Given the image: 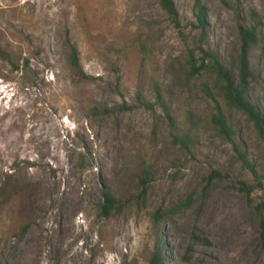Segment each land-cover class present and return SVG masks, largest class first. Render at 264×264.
<instances>
[{
  "label": "rangeland",
  "instance_id": "1",
  "mask_svg": "<svg viewBox=\"0 0 264 264\" xmlns=\"http://www.w3.org/2000/svg\"><path fill=\"white\" fill-rule=\"evenodd\" d=\"M172 1L175 19L160 0H0V264H151L158 249L166 264H264V180L237 151L261 174L264 140L195 72L201 48L236 66L257 26L264 115V0ZM213 172L226 178L205 197ZM106 192L122 205L109 218Z\"/></svg>",
  "mask_w": 264,
  "mask_h": 264
},
{
  "label": "trees",
  "instance_id": "2",
  "mask_svg": "<svg viewBox=\"0 0 264 264\" xmlns=\"http://www.w3.org/2000/svg\"><path fill=\"white\" fill-rule=\"evenodd\" d=\"M163 8L172 17H177V12L175 10L172 0H160ZM199 23L201 31L202 41L205 39L206 23L204 20V14L200 9L198 14ZM240 48L241 52L238 57L237 65L226 66L222 60L216 56L211 51H206L201 48L203 53L202 66L200 69L196 70L197 74L207 73L216 78L217 89L220 92V96L224 99L227 106L231 110L242 113L247 117V119L253 124L257 133L264 140V115L259 110L257 104L251 98V85L256 81V75L251 67V53L260 48L263 44V38L259 32L257 26L244 29L241 28L239 32ZM69 63L74 68H80L78 59V50L75 46H71V54L69 56ZM196 64L192 65V69H196ZM111 110L105 108L100 109L98 107L93 108L92 115H109ZM213 124L218 129L219 134L233 141L235 131L229 124L224 111L218 105L217 114L213 117ZM243 163L253 172L259 187H262V181L264 180V169L261 174L257 172L252 165L248 163L245 156L237 150ZM225 176L219 172H213L206 179V186L204 189L205 197L208 196V191L211 189L213 182L215 180H225ZM153 174L150 170L146 171L144 176L141 178V183L143 187L146 188L149 181H152ZM252 189H247V193L251 195ZM181 206L174 210L175 212L180 211ZM122 210L121 203L109 192L104 194V199L100 205L101 215L105 218H109L115 213H120ZM255 211L260 219L261 234L264 238V197L260 204L255 207ZM161 213L155 215V221L158 222ZM151 264H166L164 254L161 249H158L154 254Z\"/></svg>",
  "mask_w": 264,
  "mask_h": 264
}]
</instances>
